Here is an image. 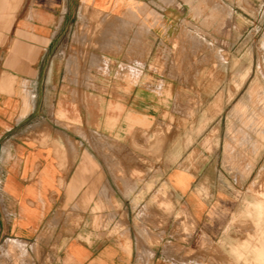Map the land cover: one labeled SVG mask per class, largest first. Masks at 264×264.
I'll return each instance as SVG.
<instances>
[{
  "label": "rangeland",
  "instance_id": "1",
  "mask_svg": "<svg viewBox=\"0 0 264 264\" xmlns=\"http://www.w3.org/2000/svg\"><path fill=\"white\" fill-rule=\"evenodd\" d=\"M182 2L190 16L173 43L152 50L159 72L147 104L133 107L150 115L143 139L135 130L133 144L131 133L103 138L100 166L88 138L84 164L49 169V202L38 208H49L55 232L7 234L0 264H49V241L59 242L51 253L61 256L68 242L93 237L81 230L119 229L125 221L157 230L150 264H264V0ZM83 17L97 23L83 27L91 35L110 21L88 11ZM101 58L104 112L125 114L132 107L110 105V59ZM91 61L85 81L92 85ZM54 103L61 116L64 102L51 91L49 111ZM63 151L53 149L60 167L68 163ZM125 197L129 219L117 217ZM9 204L7 212L29 213V202Z\"/></svg>",
  "mask_w": 264,
  "mask_h": 264
},
{
  "label": "crops",
  "instance_id": "2",
  "mask_svg": "<svg viewBox=\"0 0 264 264\" xmlns=\"http://www.w3.org/2000/svg\"><path fill=\"white\" fill-rule=\"evenodd\" d=\"M186 8L182 0H0V242L7 234L55 232L49 208H38V202H49V169L84 164L88 138L100 166L103 138L131 133L133 144L135 130L138 143L143 139L150 115L133 107L147 104L151 77L159 72L151 52L180 36L190 16ZM86 11L110 16L103 34L83 28L97 25L81 18ZM102 56L110 59V105L132 107L125 114L104 112ZM89 60L92 85L85 81ZM51 91L64 102L61 116L56 103L49 111ZM55 146L67 155L64 167L55 165ZM15 201L29 202V213L7 212ZM128 202L125 197L117 217L130 218ZM117 228L83 229L93 237L68 242L61 256L51 253L59 242L49 241V264H150L149 250L155 257L159 249L150 234L157 230L134 229L127 221Z\"/></svg>",
  "mask_w": 264,
  "mask_h": 264
},
{
  "label": "bare ground",
  "instance_id": "3",
  "mask_svg": "<svg viewBox=\"0 0 264 264\" xmlns=\"http://www.w3.org/2000/svg\"><path fill=\"white\" fill-rule=\"evenodd\" d=\"M124 19V18H123ZM121 29V28H120ZM112 32V31H111Z\"/></svg>",
  "mask_w": 264,
  "mask_h": 264
}]
</instances>
